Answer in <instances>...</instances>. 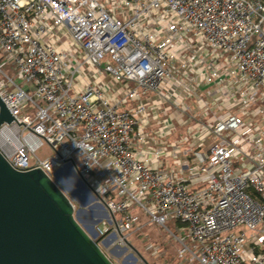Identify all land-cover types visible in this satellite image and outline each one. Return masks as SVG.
<instances>
[{
  "label": "built area",
  "instance_id": "2783aa9c",
  "mask_svg": "<svg viewBox=\"0 0 264 264\" xmlns=\"http://www.w3.org/2000/svg\"><path fill=\"white\" fill-rule=\"evenodd\" d=\"M0 98L9 165L76 167L125 245L264 264V0H0Z\"/></svg>",
  "mask_w": 264,
  "mask_h": 264
},
{
  "label": "water",
  "instance_id": "95a60500",
  "mask_svg": "<svg viewBox=\"0 0 264 264\" xmlns=\"http://www.w3.org/2000/svg\"><path fill=\"white\" fill-rule=\"evenodd\" d=\"M13 121L0 98V126ZM64 169L56 173L57 183L39 169L14 170L0 153V264H114L96 241L97 222L89 227L68 188H62L72 183L64 179ZM66 169L95 195L76 167Z\"/></svg>",
  "mask_w": 264,
  "mask_h": 264
},
{
  "label": "rangeland",
  "instance_id": "374dc122",
  "mask_svg": "<svg viewBox=\"0 0 264 264\" xmlns=\"http://www.w3.org/2000/svg\"><path fill=\"white\" fill-rule=\"evenodd\" d=\"M5 72L10 77H14V72L10 68H6ZM15 81L21 85V81L18 78ZM35 154L39 160L44 161L53 156V150L45 143L38 148ZM32 161L34 162L35 158ZM64 176L66 177V174ZM67 176H70V180L68 178L64 179L72 183L66 182L65 185H62V188L67 187L71 190L74 198H72V201L76 209L82 210V214L84 213L81 215L82 219L89 224V227L97 222L96 229L99 232L104 231L106 228L110 229L108 234H99L96 241L114 264H181L178 257L179 245L175 242L173 236L166 229L156 224H147L148 220L144 216H142L140 223L141 230L129 235L126 238L128 243L125 245L114 234L115 227L111 224V220H109L110 218L106 208L101 205L93 193L87 192L84 186L76 184L79 178L71 172L70 174L67 173ZM103 212L108 215L105 219H102ZM87 220L90 222L88 223ZM177 225V222H171L168 224V227L176 233ZM150 245L159 247V253L157 255H154L149 249Z\"/></svg>",
  "mask_w": 264,
  "mask_h": 264
},
{
  "label": "bare ground",
  "instance_id": "6f19581e",
  "mask_svg": "<svg viewBox=\"0 0 264 264\" xmlns=\"http://www.w3.org/2000/svg\"><path fill=\"white\" fill-rule=\"evenodd\" d=\"M61 172L64 173V175L66 174V177L64 176L65 178H68V179H69L70 176H67V173L70 174V171H69L68 169L65 168L64 171L61 170ZM69 180H70V179H69ZM67 181H68V180H67ZM68 191H69V194L72 195V194H71V190L68 189ZM94 200H96V199H94ZM88 204H89V203H88ZM95 207H96V206H95ZM85 212H86V211H85ZM83 214H84V213H83ZM83 214H82V215H83ZM86 215H87V214H86ZM97 215L99 216V214H97ZM84 216H85V215H84ZM81 218H82V217H81ZM98 218L100 219V217H98ZM103 218H104V219L107 218V216H106V214H105L104 212H103L102 219H103ZM87 221H88V220H87ZM89 222H90V221H88V223H89ZM88 225H89V224H88Z\"/></svg>",
  "mask_w": 264,
  "mask_h": 264
},
{
  "label": "trees",
  "instance_id": "16d2710c",
  "mask_svg": "<svg viewBox=\"0 0 264 264\" xmlns=\"http://www.w3.org/2000/svg\"><path fill=\"white\" fill-rule=\"evenodd\" d=\"M98 243V242H97Z\"/></svg>",
  "mask_w": 264,
  "mask_h": 264
}]
</instances>
